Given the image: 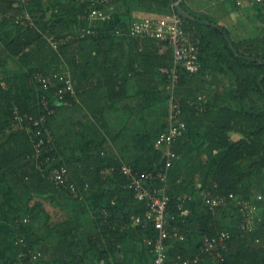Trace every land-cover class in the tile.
I'll return each instance as SVG.
<instances>
[{
	"label": "trees",
	"instance_id": "trees-1",
	"mask_svg": "<svg viewBox=\"0 0 264 264\" xmlns=\"http://www.w3.org/2000/svg\"><path fill=\"white\" fill-rule=\"evenodd\" d=\"M47 1V5H51L53 9V21L49 24L51 27L56 28L57 24H60L63 27L68 25L70 30L79 28L81 21L78 17L86 6L81 0ZM133 1L118 0L119 7L117 6L116 13L122 20L126 19L121 25H126L127 21L131 20L130 14L134 7L140 6L154 14L168 15L172 13V3L175 0H138L139 4L135 5ZM14 2V0H0V12L4 14L12 11L23 12L26 6L20 4L15 7ZM32 4L39 10L34 7L32 9ZM32 4L27 8L35 18L38 11L42 13L47 10V5L43 0H34ZM181 6L188 12L183 2ZM232 8L235 10L238 8L235 2ZM255 8H258L260 13L258 18L263 22L264 16L261 13H264V2L253 7L252 11ZM155 9H158L157 12H154ZM189 13L198 19H209L208 21L213 22L208 17H199L193 12ZM37 18H40L36 20L38 29L23 28L9 18L0 24V200L5 189L8 188L24 211V216L17 217L15 223L18 247L28 253L26 258H23L24 264H31V254H41L39 255L40 262L43 259V262L46 261L47 264L89 263L92 261L91 254L93 253L97 252L99 256L107 258L118 250L117 245L122 244L128 235L127 230L121 231L122 226L127 223L129 227L134 216L143 215L146 211V204L138 201L134 190L127 186L126 177L120 173V164L111 162L109 158L100 159L99 155H93L92 149H89L88 156H81L78 161L77 153L66 157V160L63 156L61 157L62 153L59 154L62 162L68 165L77 184L84 191L85 185L89 184V193H86L84 200L74 199L67 191L57 188L44 178L45 172L38 167L34 158L36 148L31 138L34 128L28 117L38 119L45 111L42 99L46 96L50 98L55 112L48 117L47 125L58 144L59 151V135L54 133L52 128V120H56L61 109L58 107L60 103L53 98L58 83L55 82V88L47 93L40 89L42 86L35 76L38 72L63 73L64 63L61 55L63 56L65 47L59 51L51 48L44 38L43 30L48 24L44 23L45 16L40 15ZM114 20L115 18H112L111 29L105 32L106 38L112 37L114 32L112 30L115 29ZM186 23L200 37L201 68L196 74L182 71L177 89L178 96L186 99L195 95L193 94L195 89L193 90L192 87L194 81L199 88L196 91L203 90L200 88L207 86L205 78L208 74L220 75L223 79H221L222 85H228L223 91L213 94L214 103L210 104L206 114L194 118L196 129L205 127L204 130L206 129L209 134L208 140L213 154L204 190L229 196L231 193H237L238 186L242 182L250 181L255 192L258 193L257 196H261V199L257 196L250 199L258 207L257 220H260L261 224L250 234L249 231L245 233L240 228L245 215L239 203L235 207H230L229 204L226 209H217L214 212L209 209L203 197L197 200L193 213L182 215L179 207L188 208L189 206L188 198L185 200L183 196H192L198 192L196 179L207 169L208 162L200 164L191 162L185 165L176 162L168 177L170 212L175 218L170 219V224L181 228V232L185 235V241H179L176 247L185 258H191L200 252L202 236L213 235L221 228L231 234L229 249L226 253V264H264V39L259 37L235 39L227 27H213L204 25L200 21L186 20ZM126 36L133 42L147 41V44L156 45L157 41ZM101 37L100 35L90 39L97 42L103 40ZM84 40H76L72 43L80 44L85 42ZM162 45L157 44L156 49L153 48L157 50V53L155 52L157 62L152 71L157 70L160 75H163V82L167 83L168 78L161 72V69L172 66L173 54L170 49L160 54ZM147 47L146 45L143 51L147 50ZM148 53L151 55L152 51ZM71 64L73 77L70 76L77 99L67 97L66 102L61 103L70 106L77 104L78 88L80 80L83 79L80 76L81 72H78L80 66L76 62ZM33 65L37 67L32 68ZM158 73L155 72V74ZM22 77L26 85L32 89L30 97L23 92ZM148 91L156 92L150 89ZM163 109L166 116L167 104ZM232 135L241 136L235 140ZM143 137L147 138L148 146L144 147L142 158L146 157L148 160L143 165H135V168L154 170L160 165L163 153L156 149L155 142L150 135H143ZM188 144V142H178L176 145L178 158L184 155ZM192 155L198 154L191 153L189 156ZM194 157L190 160L194 161ZM84 162L88 165L83 167L80 164ZM106 167L115 168L108 179L102 178L101 175ZM109 179L115 183L116 206L94 209L92 217L98 232L79 241L71 240L75 236L72 232L77 228L67 225H72L70 222H80L83 216L79 214L78 218L74 216L71 219L69 216L67 218L57 217L60 215L58 212L47 211L45 201L51 199V203H60L61 198L68 196L82 203L84 205L82 207L86 208L87 201L90 200L92 194L97 191L96 189L100 191ZM103 210L106 211L103 212ZM6 214L7 204L3 203L0 205V221ZM114 226L116 227L113 228ZM136 229L142 236L154 235L153 228L144 230L137 226ZM117 234H119L118 237H116ZM20 239H24V245L20 244ZM84 257H89V259L85 260ZM205 261L206 264H216L213 257H205ZM19 262L18 259H7L4 264H18Z\"/></svg>",
	"mask_w": 264,
	"mask_h": 264
},
{
	"label": "crops",
	"instance_id": "crops-1",
	"mask_svg": "<svg viewBox=\"0 0 264 264\" xmlns=\"http://www.w3.org/2000/svg\"><path fill=\"white\" fill-rule=\"evenodd\" d=\"M210 1L213 0H204L203 3H200L196 7H194L192 0H185L183 3L184 6L188 9V13H194V11L196 12L197 10L201 11L203 9H207L208 4L204 6V3H210ZM233 1L235 2V0ZM119 2L115 3L117 4L116 8L117 6L119 7ZM139 2L138 0L133 1L134 5L139 4ZM14 3L16 4L15 7H18L21 4L19 1H15ZM25 6L26 7L23 12L12 11L6 13V15H8L9 19L13 21L14 16L20 15L29 9L27 8L28 5ZM229 8L231 9V6ZM252 8L253 7L244 9ZM237 9L236 11H239L243 8ZM233 10L235 11V9ZM216 11L217 12H214L215 14L212 15V18H208H210L211 20H217H213V22H211L208 21L209 19H199V21L204 25L218 28L225 27L227 19L223 17H226L227 8H218ZM236 11L235 13H237ZM108 12L112 14V18H115V29H113L112 31L115 32L117 29H120L125 34L117 35L115 33H112V35L110 34L112 37L106 38L105 32L108 29H111V19L109 21L100 22L98 24V28L100 29V33L102 36L101 39H103L102 41L94 42L95 40H91V37H89V39H85V42L83 43L78 44L76 42H70L67 45L63 46L65 47L63 49L64 54L63 56L61 55V57L64 63V72L66 71L73 77V66L71 63L76 62L77 65L80 66L78 72H81L80 76L81 78L83 77V79L80 80V86L78 88L79 96L77 104H73L71 106L66 104H58V107H61V109L59 115L57 114L56 120H52V128L54 133L59 135V150L64 156L74 151L78 155V161L80 160L81 156H88L89 149H92L93 155H99L100 159L102 160H106L107 158L111 159V162L120 164V169L121 166L127 165L132 167L136 171L156 172L158 169L164 166L166 160V149L158 147L156 144V140L159 135L163 133V131L167 128L169 116L171 113V98L170 91L168 89L169 83L168 81L167 83H165V81L163 82V75H160L157 70H155V72L158 74H155V72L152 71V69H154L155 63L157 62L155 59V52L157 53V50H155L156 45L158 44L159 46H161L162 42L157 40L156 45L154 43L147 44V41L133 42L131 41L132 39H130L126 35L130 36L127 33H129L128 31L130 23L134 20L140 17L159 15L154 14L153 12H149L140 6H137L134 7L131 11V20L129 19L126 25H121L125 22L126 19L124 18L122 20L121 17H119V14L116 13L114 7L109 8ZM236 15L238 16L240 14L237 13ZM231 16L233 18L234 14H232ZM32 17L34 26H29L26 28L38 29V23L36 22V20H39L40 18H35L34 14H32ZM49 24H52V22L49 21L48 25ZM56 28L57 32H60V30L62 31L61 35L56 33L55 28L50 27L49 29L52 30H50V32L48 33H45V30H43L44 38L46 39V36L50 34L57 37L64 36L76 30H70L71 28H69L68 25L63 27V25L60 24H57ZM73 44L78 45V53L75 52V46H72ZM146 45L148 46L147 50L143 51ZM154 47L155 49H153ZM163 48L164 46L162 45V47L160 48V54H163L165 52ZM149 51H152L151 55L148 53ZM36 67L37 65L32 66V68ZM133 69L135 70L133 71ZM209 75L211 74H208V76ZM21 82L24 94L27 97H30L32 94V89L26 85V81L23 77L21 78ZM75 82L77 83L76 80ZM208 82L209 79L206 80V84H208ZM192 87L193 90L195 89L193 93L195 95L190 96L186 99L178 96V86L176 88V97L181 103L184 104L181 122L184 124L185 129L183 131V134L174 141L172 148L176 153V145L178 144V142H188L189 144L185 149L184 155L181 158L177 157L175 159V162L171 169L174 167L176 162H180L184 165L191 162L200 164L199 160L202 157H206L207 153L213 160L212 147L208 140L209 134H207L206 129L204 130L205 127L199 130L196 129V127L194 126V118L207 113L210 104L214 103L215 96L209 95V93L206 94V91L209 89L208 85L200 88L203 90L196 91L198 86L196 85V81H194ZM148 89H150L151 91L154 90L156 92H149ZM165 90L167 91V93L165 92ZM166 104L168 106V113L165 116L163 107ZM164 125L165 128H163ZM147 134L153 138L156 149L162 151L163 157L160 165L154 170H139L135 168V165H143V163H146L148 160L146 157L142 158V153H144L143 149L144 147L148 146V144H146L148 143L147 138H144L143 135ZM191 153L198 154L199 157H197L198 155L189 156ZM193 156H195L194 161L190 160ZM83 164L80 165H82L83 167L88 165L86 162H84ZM108 169L110 168L106 167L101 172V175L103 176H101L102 178L108 179L111 177L112 174L109 175L103 173ZM171 169L168 171L169 173ZM208 171L209 169L207 171H203V173L201 175L199 174L196 179L197 188L199 189L198 192H196L192 196H183V199L186 200L188 198L189 200L187 202L189 204L188 208L186 209L187 214H190V212H194L197 200L200 197H203L202 195L207 192V190H204V187L206 185ZM127 181V186L131 187L128 179ZM169 189L170 188L168 184V194ZM96 190L97 191L92 194L90 200L87 201L88 206H86V208L71 205L70 203H68L69 200L65 199V197H63V199L61 198L60 203L63 201L67 205H62L63 207H56L57 211L60 212V217L62 215V218H67L68 216L70 217V214L74 213L77 216L78 214L82 216L84 215L83 219H79L80 222H70V224L72 225H67L71 227L75 226L77 228V230L72 232L75 236L74 238H71V240L79 241L86 236L88 237L98 232V229L92 217L94 209H96L97 207L105 209L116 206L114 200L116 188L115 183L112 182L111 179H109V181L102 186V189L100 191L98 189ZM87 192L88 188H85V196ZM234 194L236 196V199L231 201L230 207H235L238 203L241 202V200H250L251 197L255 198V196L258 195V193L255 192V189L250 181L242 182L238 186L237 193ZM46 201L45 208L47 209V211H52V207L55 206L47 205ZM3 203L7 204V214L0 221V264H4L7 259H17L19 247L17 241L18 239L15 234V223L17 217L24 216L22 207L18 204V202L14 198V194L8 188L5 189L0 200V205ZM104 211L106 210H103V212ZM85 215H88L90 217V220L87 221V223L84 220ZM243 223H245L246 226H249L244 220ZM252 224H255L257 229L261 223ZM115 227L116 226H114L113 228ZM136 228L137 226H135L133 222L129 227L127 223L124 224L121 228V231L127 230L128 235L122 244L117 245L118 250L107 258L99 256L97 252L95 254L93 253L91 254L92 261L90 263L85 262L84 264H153V247L148 246L145 240L146 237H150V235L142 236ZM86 229L88 232L86 231ZM89 230H91V233H89ZM153 231L154 235H152L151 237H155L157 235V231L155 229ZM222 231L225 230H221V228H219L213 235L205 234L204 236H202L201 247L203 246L205 238L214 237ZM179 232L180 234L184 235L181 232V228L179 229ZM118 236L119 234H117L116 237ZM55 240L57 241L58 239ZM179 241H185V239L177 240V238H175V236L173 235L172 238L167 242L168 255L171 260H175L176 257L179 256L184 257L183 255H181V253H179V250H177L176 247V245L179 244ZM81 254L82 253H80V255ZM171 254L172 256L170 257ZM89 257H84L83 259L87 260L89 259ZM39 264L47 263L46 261L43 262L42 259V262H39Z\"/></svg>",
	"mask_w": 264,
	"mask_h": 264
},
{
	"label": "built area",
	"instance_id": "built-area-1",
	"mask_svg": "<svg viewBox=\"0 0 264 264\" xmlns=\"http://www.w3.org/2000/svg\"><path fill=\"white\" fill-rule=\"evenodd\" d=\"M25 5L31 0H23ZM86 6L78 19L81 25L75 32L68 33L64 36L48 35L47 42L53 49L59 50L63 46L76 40H84L89 37H98L101 35L98 24L100 22L109 21L112 19V14L108 12L109 8L118 0H81ZM185 0H175L172 3V13L166 16H146L140 17L130 23L129 34L135 38L155 39L164 44V51L171 49L173 54V63L169 68H162L161 72L168 78L169 91L171 98V113L167 128L159 135L156 144L160 148H165L166 160L164 166L156 172L136 171L130 166H121L120 172L129 180L131 187L135 191L136 198L140 202L146 204V211L143 215L134 216L132 222L135 226L142 227L144 230L155 229L157 235L155 237H146L148 246L153 247L154 261L153 264H202L205 262V257H213L216 264H225L229 249V240L231 234L227 231H222L214 237H207L203 242L200 252L192 258H184L182 256L171 260L168 255L167 242L174 235L177 240H184L185 236L180 234L178 226H171L170 219L174 220V216L170 212L171 198L167 192L168 189V171L173 166L177 154L173 150L174 141L183 134L185 129L181 122V116L184 110V104L176 97V88L181 79L182 71H187L190 74H196L200 71L201 61V40L197 32L189 28L185 18L177 12V6L181 5ZM264 0H235L238 8L244 9L255 7L263 3ZM9 18L8 15L0 13V24ZM15 24L22 27H33L32 14L26 10L20 15L13 18ZM117 35L123 34V31L117 29L113 32ZM35 79L42 87L40 89L49 93L58 86L53 98H56L58 103H65L67 97H75V88L72 82V77L69 73H52L45 74L38 72ZM202 98V97H201ZM44 113L38 118L28 117L32 121L31 126L34 128V133L31 138L36 148V156L34 158L38 167L44 170V178L52 182L57 188L67 191L74 198L79 200L85 199L84 190L77 184L71 169L67 164L62 162L59 156L58 146L54 140L51 130L47 125L48 117L52 116L55 108L51 106L48 96L42 99ZM26 118V117H25ZM115 168H110L103 173L113 174ZM89 188V184L85 185ZM261 199V196H257ZM203 198L211 211H216L219 208H226L232 200L236 199L235 194L229 196L207 191L203 194ZM230 201V202H229ZM240 209L245 215V222L249 225L252 223H261L257 220L258 207L253 204V201L244 199L239 203ZM182 215L187 214V208L179 207ZM27 221V220H25ZM249 227V226H247ZM20 244L24 245V239H20ZM28 255L27 251L18 250V264H24V259ZM41 255V254H39ZM39 255L31 254V264H39ZM114 264V263H110Z\"/></svg>",
	"mask_w": 264,
	"mask_h": 264
},
{
	"label": "rangeland",
	"instance_id": "rangeland-1",
	"mask_svg": "<svg viewBox=\"0 0 264 264\" xmlns=\"http://www.w3.org/2000/svg\"><path fill=\"white\" fill-rule=\"evenodd\" d=\"M14 1H19L22 5H24V1L23 0H14ZM34 0H31L28 2V6L30 7V5L33 3ZM45 2V4L47 5L48 1L47 0H43ZM55 1V0H54ZM193 1V5L194 7L198 6L200 3H203L202 0H192ZM233 0H213V1H210V3H204V6L206 4L207 5V9H203L201 11H194V13L199 16V17H210L212 18V15H214L217 11L218 8H227V11H226V17H223V18H226L227 21H226V26L230 31H231V35L235 38V39H240V38H249V37H259L261 39H264V21L262 22L261 20H259V12H258V8L256 9H242V10H239V11H236L238 14L240 15H236L237 13H235V11L233 10L234 8L233 7ZM116 5L115 4L113 7L115 8V11H116ZM231 6V9L229 8ZM32 9L33 7L36 9V10H39L37 8V6H35L34 4L31 5ZM47 10L43 11L42 13H39V11L37 12L36 16L39 17L40 15H44L45 16V22L44 23H48V21H53L52 20V17H53V14H52V6L51 5H47ZM145 10H147L145 8ZM158 9H155L154 12H157ZM215 10V11H214ZM238 10V9H237ZM215 12V13H214ZM256 12V13H255ZM232 14H234L233 18H232ZM261 15L264 16V13ZM161 16V15H159ZM214 21L217 20V19H213ZM48 25V24H47ZM49 26V25H48ZM45 27V33H48L50 32V30L52 29H49L51 26L49 27ZM49 29V30H47ZM55 31L56 33H58L59 35H61V30L60 32H57V28H55ZM72 46H75L74 49H75V52L78 53L77 51V47L78 45L77 44H73ZM206 80L209 79V82H208V87L209 89L206 91V94L209 93V95H213L215 94L216 92L218 91H223L226 87H228V85H222V80H221V76H207L205 78ZM165 92L167 93V91L165 90ZM236 108V107H235ZM241 135H232V138L233 139H238ZM76 137V136H75ZM73 142H76V141H73ZM60 151V150H59ZM61 153V152H60ZM74 155L75 152H70V154H66L65 156L60 154L61 157L64 156L65 160H66V157L70 156V155ZM208 162V166H207V169H205L206 171L209 169L210 165L212 164V159L210 158L209 154L207 153L206 157H202L200 160H199V163H204V162ZM204 170V171H205ZM200 179V178H199ZM71 197H68V196H65V199L69 200L68 203H70L71 205H74L76 207H82L81 205H83L82 203H78L76 201L72 199H70ZM201 198V197H200ZM47 205H52V206H55V207H52V209L56 212L57 209L56 207H63L62 205H67L66 203H64L63 201L61 203H54L50 200L46 201ZM60 214V212H58ZM77 214V213H76ZM79 215V214H78ZM75 218H78V216L74 214H70V219L72 217ZM84 216V215H83ZM57 217H60V215H58ZM62 217V215H61ZM56 218V217H55ZM84 220L86 221H89L90 220V217L88 215H85L84 217ZM84 223V222H83ZM85 224V223H84ZM92 227V226H91ZM260 227V225H259ZM240 228L242 230L245 231V233H247V231H249L248 233L250 234L253 230L256 229V225L255 224H249V227H247L245 225V223L241 222L240 224ZM87 231V229H86ZM91 233V230H89ZM88 232V231H87ZM83 235V234H82ZM258 244V243H256ZM90 263V262H89Z\"/></svg>",
	"mask_w": 264,
	"mask_h": 264
},
{
	"label": "water",
	"instance_id": "water-1",
	"mask_svg": "<svg viewBox=\"0 0 264 264\" xmlns=\"http://www.w3.org/2000/svg\"><path fill=\"white\" fill-rule=\"evenodd\" d=\"M177 12L181 14V16H183V18H185L188 21H192V22L199 21V19H197L196 17L185 11V9L181 5L177 6Z\"/></svg>",
	"mask_w": 264,
	"mask_h": 264
}]
</instances>
